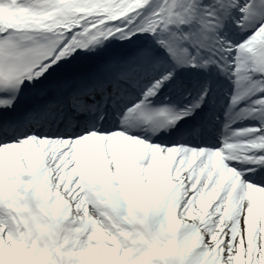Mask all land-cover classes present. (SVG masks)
I'll return each mask as SVG.
<instances>
[{
  "label": "snow or ice",
  "instance_id": "snow-or-ice-1",
  "mask_svg": "<svg viewBox=\"0 0 264 264\" xmlns=\"http://www.w3.org/2000/svg\"><path fill=\"white\" fill-rule=\"evenodd\" d=\"M0 264H264V0H0Z\"/></svg>",
  "mask_w": 264,
  "mask_h": 264
}]
</instances>
